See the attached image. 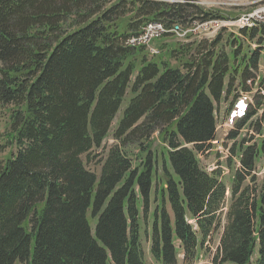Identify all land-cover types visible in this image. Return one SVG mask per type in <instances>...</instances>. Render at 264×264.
<instances>
[{
  "label": "trees",
  "instance_id": "obj_1",
  "mask_svg": "<svg viewBox=\"0 0 264 264\" xmlns=\"http://www.w3.org/2000/svg\"><path fill=\"white\" fill-rule=\"evenodd\" d=\"M213 18L223 19L164 0H0V264H146L142 214L147 226L152 204L144 234L157 263L178 264L181 249L193 264L200 240L221 234L213 264H264V137L237 144L248 127L263 136L264 116L253 122L262 103L226 138V165H241L227 212L223 170L209 173L197 156L215 140L231 71L243 66L241 86L251 82L260 53L230 56L217 50L220 36L183 44L169 34L156 56L126 43L150 22L170 30ZM258 26L240 32L260 34L264 47ZM128 98L98 176L83 158L103 148Z\"/></svg>",
  "mask_w": 264,
  "mask_h": 264
},
{
  "label": "rangeland",
  "instance_id": "obj_2",
  "mask_svg": "<svg viewBox=\"0 0 264 264\" xmlns=\"http://www.w3.org/2000/svg\"><path fill=\"white\" fill-rule=\"evenodd\" d=\"M166 2H175V3H188L198 6L201 10L204 12H211L215 15L218 14V16H221L223 19H217L213 18L208 21H195L192 24H186L185 26H182L181 24H175L174 27H184L190 28L193 30H196L194 32L193 36L190 35L188 38L189 40L186 43H192V42H212L216 40L219 36L221 37V43L218 45L217 50L222 49L224 52L232 56L233 51L240 50L239 56L247 58V60L251 57L254 51H257L260 53V62L258 64L257 70L250 69V74L252 76L251 82L244 83L241 86V75L243 72V66H241L240 70L234 72V69L231 71V75L229 77V80L233 84L231 93L227 95V97L219 102L216 106L215 110V117H216V137L215 140L209 145V147L206 148V150L203 152V156L200 158V164L201 167L211 172L212 170H216L219 166V164H223V166L226 167V162L230 156L229 149H227L226 146L229 148L232 147L234 142L227 141V135L230 132V129L225 125V121L228 118L229 115V109L233 102L236 100L239 96H246L248 98V109L253 108L257 106V102L262 103V110L259 112V114L254 118L253 122L260 120L264 116V96L262 95V91H264V47H261V45L258 43L259 35L257 34V37L254 41H251L246 38L240 31L244 28L252 29L251 26H253L251 23L245 22L249 17H254L258 11H261L264 9V0H164ZM245 20V21H244ZM254 20H256L254 18ZM191 24V25H190ZM264 25V24H263ZM190 26V27H189ZM259 27V26H257ZM255 28V27H254ZM185 32V31H184ZM188 35V34H187ZM176 34L172 33L170 38L165 39V42H170L172 39H176L178 41V38L175 37ZM179 42V41H178ZM234 42V44H233ZM236 42V43H235ZM194 50V49H193ZM201 56V55H199ZM129 102V98L124 102L119 114H117L116 118L114 119L110 133L107 137V139L104 141L103 148H94L93 151H91L88 156L84 157L83 160L86 164V167L100 176L101 173V162L104 160L107 156V151L109 147L116 145L118 142L114 139V133L117 128V125L119 123V120L122 117L123 110L127 107ZM7 110L0 108V135L3 134L7 127V121L8 117L6 115ZM249 128V129H248ZM243 131L241 137L237 140V144H240L242 142V139L245 138L247 140V145H254L255 140H260L261 136L259 137L258 132L256 129L252 127H248ZM157 138V137H156ZM3 141L0 140V145H4L2 143ZM155 145L153 150L161 151L163 148V144L158 141V139H155ZM226 142L229 145H226ZM239 146V145H238ZM104 148H107L105 150ZM128 151H134V156L136 161H140L141 159L138 156L139 154V148L133 147L128 148ZM8 150H3L0 152V159H4L7 155ZM159 167V175L161 177L162 175V160H159L158 162ZM237 166L233 165L232 170L229 171V169H225L226 175L223 178V181L226 183L228 192L231 191V178L233 173L236 171ZM227 170L229 173H227ZM259 182L261 181V176L258 177ZM230 195H226V204L229 206L230 204ZM154 204H152L151 213L154 211ZM226 208V205H225ZM227 210V209H226ZM151 213L148 218L147 226H146V215L142 214V238L144 239V251H145V262L146 264H156L151 257L150 254V243L149 239L147 240V237L145 236L144 232L146 231V228H149V231L151 232ZM145 219V220H144ZM91 221V220H90ZM93 230L95 228V221H91ZM219 241V234L214 236L210 243H207L206 251L203 252L200 261L195 264H212V256L215 253L217 244ZM15 264H22L20 262H16ZM178 264H183V259L180 256V262Z\"/></svg>",
  "mask_w": 264,
  "mask_h": 264
},
{
  "label": "built area",
  "instance_id": "obj_3",
  "mask_svg": "<svg viewBox=\"0 0 264 264\" xmlns=\"http://www.w3.org/2000/svg\"><path fill=\"white\" fill-rule=\"evenodd\" d=\"M254 18L256 20H254ZM245 22L251 23L254 26H258V24H263L264 23V9L261 11H258L254 17H249V19H247V21ZM169 32L175 33L179 38H185L187 34L194 33L196 32V30H193L190 28L187 30H183L182 27H178V26L174 27L171 30H167L165 26L161 23H151L146 26L145 32L143 35L131 38L130 40H128V44L133 47L138 46V45H144V46L150 47L154 39L159 38L163 36L165 33H169ZM150 49L153 53H157L153 48L150 47ZM262 173H264V167L262 169Z\"/></svg>",
  "mask_w": 264,
  "mask_h": 264
},
{
  "label": "bare ground",
  "instance_id": "obj_4",
  "mask_svg": "<svg viewBox=\"0 0 264 264\" xmlns=\"http://www.w3.org/2000/svg\"><path fill=\"white\" fill-rule=\"evenodd\" d=\"M263 24H264V23H263ZM253 26H254V25H253ZM251 27H252V26H251ZM145 28H146V27L143 28V30H142L143 32H142L139 36H141V35L144 34V32H145ZM164 35H166V33H165ZM137 37H138V36H137ZM263 94H264V93H263Z\"/></svg>",
  "mask_w": 264,
  "mask_h": 264
}]
</instances>
